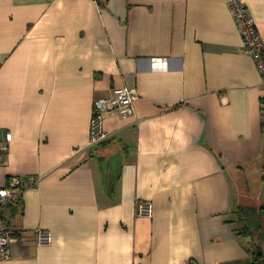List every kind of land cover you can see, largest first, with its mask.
<instances>
[{
  "label": "crops",
  "instance_id": "0c3cea01",
  "mask_svg": "<svg viewBox=\"0 0 264 264\" xmlns=\"http://www.w3.org/2000/svg\"><path fill=\"white\" fill-rule=\"evenodd\" d=\"M230 1L0 0V189L37 181L1 209L0 264L259 263L236 229L264 207L262 76ZM240 1L264 43V0ZM120 88L135 114L90 145L95 101Z\"/></svg>",
  "mask_w": 264,
  "mask_h": 264
},
{
  "label": "built area",
  "instance_id": "2783aa9c",
  "mask_svg": "<svg viewBox=\"0 0 264 264\" xmlns=\"http://www.w3.org/2000/svg\"><path fill=\"white\" fill-rule=\"evenodd\" d=\"M230 9L233 14L234 22L242 37L245 51L250 54L256 62L257 69L262 76V133L264 135V43L260 36L253 19L250 17L247 8L240 0H231ZM138 95L135 89L120 88L115 89L106 98L98 99L94 104V114L90 122L89 138L90 145H97L104 141L108 132L104 129L103 123L106 115H119L123 119L135 114V102ZM6 144H0V162L6 152ZM37 181L34 178L12 177L8 187L0 189V216L1 209L10 200L18 199L22 193L35 186ZM136 214L139 217L150 218L153 214V207L150 202L138 201L136 203ZM15 229L0 220V261L11 258L10 244L15 235ZM36 244L48 245L51 242V235L48 231L37 229Z\"/></svg>",
  "mask_w": 264,
  "mask_h": 264
},
{
  "label": "trees",
  "instance_id": "16d2710c",
  "mask_svg": "<svg viewBox=\"0 0 264 264\" xmlns=\"http://www.w3.org/2000/svg\"><path fill=\"white\" fill-rule=\"evenodd\" d=\"M98 1V0H96ZM239 225L236 233L240 237L249 238L255 245V250L264 248V207L261 209L250 208L239 211ZM255 234L257 235L255 237Z\"/></svg>",
  "mask_w": 264,
  "mask_h": 264
},
{
  "label": "rangeland",
  "instance_id": "374dc122",
  "mask_svg": "<svg viewBox=\"0 0 264 264\" xmlns=\"http://www.w3.org/2000/svg\"><path fill=\"white\" fill-rule=\"evenodd\" d=\"M251 188H252V192H253L252 195L255 197V200H254L253 204L256 205V206H258L257 204L261 205L264 202V199H263L264 198V192H263V190H261L259 188V186L257 184H255V183H252ZM252 199H254V198H252ZM256 236L257 235L255 234V237ZM247 244L253 250L256 249L255 245L252 244L250 239H247Z\"/></svg>",
  "mask_w": 264,
  "mask_h": 264
},
{
  "label": "water",
  "instance_id": "95a60500",
  "mask_svg": "<svg viewBox=\"0 0 264 264\" xmlns=\"http://www.w3.org/2000/svg\"><path fill=\"white\" fill-rule=\"evenodd\" d=\"M258 256L261 257V261H260V263H256V264H264V251L258 252L256 257H255V260H258Z\"/></svg>",
  "mask_w": 264,
  "mask_h": 264
},
{
  "label": "flooded vegetation",
  "instance_id": "af4514ba",
  "mask_svg": "<svg viewBox=\"0 0 264 264\" xmlns=\"http://www.w3.org/2000/svg\"><path fill=\"white\" fill-rule=\"evenodd\" d=\"M256 261L260 263V261H261V257L258 256V260H256Z\"/></svg>",
  "mask_w": 264,
  "mask_h": 264
}]
</instances>
